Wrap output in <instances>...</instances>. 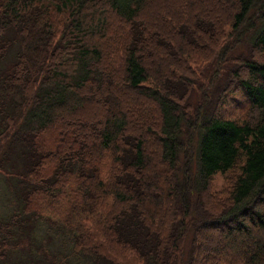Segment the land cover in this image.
<instances>
[{
	"label": "trees",
	"instance_id": "obj_1",
	"mask_svg": "<svg viewBox=\"0 0 264 264\" xmlns=\"http://www.w3.org/2000/svg\"><path fill=\"white\" fill-rule=\"evenodd\" d=\"M0 264H264V0H0Z\"/></svg>",
	"mask_w": 264,
	"mask_h": 264
},
{
	"label": "rangeland",
	"instance_id": "obj_2",
	"mask_svg": "<svg viewBox=\"0 0 264 264\" xmlns=\"http://www.w3.org/2000/svg\"><path fill=\"white\" fill-rule=\"evenodd\" d=\"M160 5H162V1L160 2ZM223 178H224L223 175H216L214 184H216L217 187L221 186V184L223 183Z\"/></svg>",
	"mask_w": 264,
	"mask_h": 264
}]
</instances>
